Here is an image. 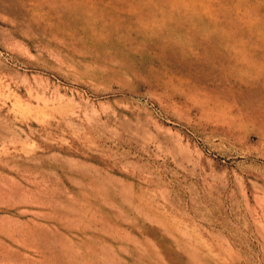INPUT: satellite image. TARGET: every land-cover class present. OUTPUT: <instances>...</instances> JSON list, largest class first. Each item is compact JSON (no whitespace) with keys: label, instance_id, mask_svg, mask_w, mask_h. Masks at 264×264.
<instances>
[{"label":"rangeland","instance_id":"374dc122","mask_svg":"<svg viewBox=\"0 0 264 264\" xmlns=\"http://www.w3.org/2000/svg\"><path fill=\"white\" fill-rule=\"evenodd\" d=\"M0 264H264V0H0Z\"/></svg>","mask_w":264,"mask_h":264}]
</instances>
